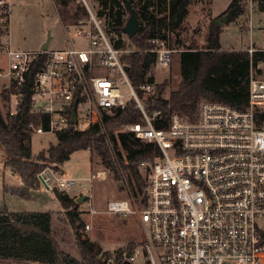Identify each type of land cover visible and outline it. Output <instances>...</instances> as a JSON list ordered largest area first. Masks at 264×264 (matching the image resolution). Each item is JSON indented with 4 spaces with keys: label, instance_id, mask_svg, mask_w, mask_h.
<instances>
[{
    "label": "built area",
    "instance_id": "1",
    "mask_svg": "<svg viewBox=\"0 0 264 264\" xmlns=\"http://www.w3.org/2000/svg\"><path fill=\"white\" fill-rule=\"evenodd\" d=\"M76 1L87 11L73 24L84 42L76 44L68 36L66 49L31 51L12 47L11 5L0 0V104L15 115L28 101L37 117L31 123L33 133L56 135L70 124L81 131L103 125L106 116L132 101L141 110L142 122L126 130L160 149L154 162L140 166L147 181L146 204L133 208L127 199L110 201L107 211L138 215L142 249L135 245L111 255L107 263L133 264L143 253L148 264H264V126L256 119V112L264 110V79L251 68L246 109L204 100L196 119L173 112L166 128H159L162 111L145 107L154 84L141 85L139 94L122 60L131 49L113 45L92 1ZM150 43L157 62L171 65L174 49L166 40L153 37ZM122 82L129 85L131 99L121 93ZM37 177L41 189L64 192L77 201L107 171L76 180L47 166ZM90 212L98 211L91 207Z\"/></svg>",
    "mask_w": 264,
    "mask_h": 264
},
{
    "label": "trees",
    "instance_id": "2",
    "mask_svg": "<svg viewBox=\"0 0 264 264\" xmlns=\"http://www.w3.org/2000/svg\"><path fill=\"white\" fill-rule=\"evenodd\" d=\"M71 1L55 0L63 23L73 25L87 15V11L81 5L70 6ZM242 1L233 0L224 12L229 15V20H235L243 13ZM94 2L113 45L119 49H131L123 54L122 60L140 95L141 85L155 83L154 75L149 72L157 63V55L151 51L150 39H164L172 49L177 44L183 46L179 54L181 80L178 87L164 97L163 92L169 85L166 79L154 85L153 94L146 99L145 107L149 112L162 111L163 119L156 122L157 127L166 128L173 112L196 119L198 107L204 100L223 102L239 109L249 107L250 71L253 67L264 79V69L257 68L264 62V49L253 52L249 48L222 49V27L217 23H212L204 48L186 45L178 31L183 29L189 14V0H132L142 27L131 38L123 32L129 17L128 0ZM2 95L6 96L5 93ZM142 117L141 110L132 101L124 110L106 116L103 125L94 124L81 131L70 124L57 133L56 143L34 155L31 123L37 117L30 112L29 102L23 104L15 115L6 113L0 104V146L6 154L4 166L18 175L23 183L22 186L5 185V192L25 199L33 198L32 192L40 189L37 175L47 163L60 165L75 151L90 149L115 180L122 181L123 174L127 172L134 195L143 207L147 201V181L140 166L147 161L154 162L160 149L157 144L143 141L126 130L129 124L141 123ZM256 119L259 126H264V110L256 112ZM118 144L128 152L123 154L119 151ZM54 193L77 232L82 261L59 248L52 234L51 211H12L4 201H0V264H108L110 254L103 250L101 244L78 232L79 228H84L85 222L76 199L64 192ZM124 264L132 263L126 261Z\"/></svg>",
    "mask_w": 264,
    "mask_h": 264
},
{
    "label": "rangeland",
    "instance_id": "3",
    "mask_svg": "<svg viewBox=\"0 0 264 264\" xmlns=\"http://www.w3.org/2000/svg\"><path fill=\"white\" fill-rule=\"evenodd\" d=\"M11 5L9 23V38L13 48L19 50H39L50 35L49 49H66L69 47L68 36L76 44L84 41L78 36L74 25L63 23L58 5L55 0H8ZM93 5H96L94 0ZM233 0H191L189 14L186 17L182 30L178 31L179 37L186 45L202 49L206 44L207 34L216 23L218 17L224 16ZM243 0V13L235 20H228L222 27L220 41L224 50L239 49H264V1ZM71 5H81L76 0ZM82 6V5H81ZM97 7V5H96ZM224 14V15H223ZM86 15L81 18H85ZM110 36V35H109ZM130 48V47H129ZM173 60L171 65H162L157 62L149 72L154 75L155 83H162L167 79L169 85L163 92L168 97L173 89L178 87L181 80L179 72V54L183 46L174 45ZM6 64V63H5ZM4 65V58L0 57V68ZM258 69H264V62L259 63ZM259 77L263 75L259 72ZM121 93L131 99V89L127 83H120ZM57 142V135L54 133L34 132L31 138V147L34 155L41 150L47 149L51 143ZM118 150L123 154L128 151L121 144ZM6 154L0 146V201H4L12 211H51L52 234L59 248L78 261H82L77 244L76 230L70 223L68 215L61 206L56 195L52 191L38 190L33 193V198L25 199L17 195L7 193L5 185L16 186V178L9 169L5 168L4 160ZM51 167L61 171L63 177L69 179L83 180L97 173L98 170H105L100 158L90 149H81L72 153L69 160L62 166L47 163L45 167ZM62 167V168H61ZM127 173V172H126ZM123 174V180L117 181L113 174L107 171L105 179L95 178L92 187L84 191L88 198L78 203V211L85 224L91 225L90 230L83 227L78 229L83 237L101 244L104 251L110 256L120 254L123 250L132 245L141 248L144 239V232L138 215L129 213L123 216L107 211L108 203L116 200H128L133 208H142L139 199L134 195L132 181L128 180L127 174ZM77 193L72 191L71 194ZM94 207L98 212L91 213L90 208ZM132 246V247H134ZM142 249V248H141ZM108 256V257H110ZM133 264H148L145 254L137 256Z\"/></svg>",
    "mask_w": 264,
    "mask_h": 264
},
{
    "label": "water",
    "instance_id": "4",
    "mask_svg": "<svg viewBox=\"0 0 264 264\" xmlns=\"http://www.w3.org/2000/svg\"><path fill=\"white\" fill-rule=\"evenodd\" d=\"M191 1V0H189ZM127 7L129 10V17L128 20L125 24V26L123 27V32L129 37H133L142 27L140 20H139V13L138 11L133 7L132 4V0H128L127 2ZM229 20V15L225 14L222 17H218L216 19V23L220 26H223L225 24V22H227ZM49 43H50V35H48L47 40L45 41V43L42 45L41 49L43 50H48L49 49ZM127 69V67H126ZM76 104L77 102L74 103L72 109H71V121L73 123L77 122L76 119ZM88 197L86 195H81L77 198V202L81 203L84 200H86Z\"/></svg>",
    "mask_w": 264,
    "mask_h": 264
},
{
    "label": "crops",
    "instance_id": "5",
    "mask_svg": "<svg viewBox=\"0 0 264 264\" xmlns=\"http://www.w3.org/2000/svg\"><path fill=\"white\" fill-rule=\"evenodd\" d=\"M249 48V47H248ZM247 49V48H246ZM239 50H242V49H239ZM61 166H62V164H61ZM62 168V167H61ZM8 171H10V173L12 172L10 169L8 170ZM13 173V172H12ZM14 174V173H13ZM13 176H15V178H16V183H17V185L16 186H22L23 185V183H22V181L20 180V178H19V176L18 175H16V174H14ZM40 190V189H39ZM38 190H34L33 192H32V194L33 193H35V192H37ZM34 195V194H33Z\"/></svg>",
    "mask_w": 264,
    "mask_h": 264
}]
</instances>
